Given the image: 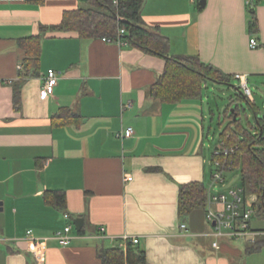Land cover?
Returning <instances> with one entry per match:
<instances>
[{"label": "crops", "instance_id": "0c3cea01", "mask_svg": "<svg viewBox=\"0 0 264 264\" xmlns=\"http://www.w3.org/2000/svg\"><path fill=\"white\" fill-rule=\"evenodd\" d=\"M249 1L142 0L140 24L167 39L170 55L198 56L245 75L251 91L264 90V0ZM87 7L82 0H0V264H36L28 230L48 238L45 264H102L101 251L123 235L138 237L132 246L144 251L146 264H264L255 257L264 246L247 251L264 234L220 237L214 248L206 204L178 212L181 184H210L217 144L208 154L213 112L202 98L168 103L150 95L164 58L75 31L41 34L65 11ZM39 33L33 67L20 41ZM251 38L258 47L249 46ZM48 69L57 82L53 95L41 98ZM257 96L253 90L248 99L262 117L264 97ZM64 108L70 112L58 119ZM128 127L131 135L119 137ZM50 191L64 193L62 208L47 201ZM75 217L83 219L81 232ZM66 224L73 238L62 246L51 236Z\"/></svg>", "mask_w": 264, "mask_h": 264}, {"label": "trees", "instance_id": "16d2710c", "mask_svg": "<svg viewBox=\"0 0 264 264\" xmlns=\"http://www.w3.org/2000/svg\"><path fill=\"white\" fill-rule=\"evenodd\" d=\"M41 1V0H37ZM88 3L87 8H78L63 13L60 23L41 26V34L45 31H75L81 38L105 37L115 39L119 29L127 44L146 53L164 58L162 73L150 87V95L163 102H177L185 98H202L203 85L210 80L218 84L231 83L234 76L222 72L212 64L205 63L195 55L174 56L168 53V41L158 32L145 29L140 24V4L142 0H82ZM251 30L257 29L255 17L249 22ZM41 34L22 39L25 45V62L34 67L38 60ZM36 70V69H34ZM240 89V87H238ZM241 91V89H240ZM15 98L18 91L15 89ZM246 101V108L252 118L247 126L241 120L239 104L231 111L228 104L224 113L227 125L219 136L217 146L225 148L236 147L233 153L220 156L231 171L240 170L241 189L245 195L254 194L257 201L252 205V215L264 220V119L260 116L259 107L252 103L242 92L235 94L232 101ZM70 112L64 108L56 115L59 119ZM214 158V155H213ZM58 208L65 204L63 192L50 191L45 194ZM207 200V187L202 182L181 184L178 194V212L181 215L189 213L196 207L204 208ZM81 232V230H80ZM264 246V236H259L255 243L247 247L248 252H256ZM102 264H146L144 251L129 245L124 251L118 247L101 251Z\"/></svg>", "mask_w": 264, "mask_h": 264}, {"label": "built area", "instance_id": "2783aa9c", "mask_svg": "<svg viewBox=\"0 0 264 264\" xmlns=\"http://www.w3.org/2000/svg\"><path fill=\"white\" fill-rule=\"evenodd\" d=\"M115 2V0H114ZM250 4L249 0H246ZM124 30L121 28L115 39L105 38L103 40L115 42L119 45L126 43L121 37ZM249 46L256 48L259 46L255 38L249 40ZM234 77L239 81L241 92L251 98L252 91L247 84L246 76L243 74H235ZM57 82V73L53 69H48L43 78V84L40 89L41 98H48L53 95L54 87ZM132 133V128H126L123 133L118 136H129ZM236 147L225 148L217 146L214 149L211 170V182L207 187V203L205 207V219L212 225V236L214 240L212 246L218 247V238L228 237L231 239L245 238L247 236H254L264 234L263 230H253L250 226V221L254 213L252 205L246 201V196L240 187L231 188L227 191H219L217 188L225 183V172L231 171V168L226 166L225 162L219 159L220 156L233 153ZM125 180H131V176L126 174ZM63 217L68 219L70 216L67 212L63 213ZM72 224H66L62 229L55 231L51 238L55 239L59 245H67L71 242L73 236L70 231ZM184 227V225H182ZM26 239L29 243V252L32 254L36 264H45L47 254V240L48 238L35 237L28 230ZM139 242L138 237L123 235L121 237L118 248L126 250L129 245H135Z\"/></svg>", "mask_w": 264, "mask_h": 264}, {"label": "rangeland", "instance_id": "374dc122", "mask_svg": "<svg viewBox=\"0 0 264 264\" xmlns=\"http://www.w3.org/2000/svg\"><path fill=\"white\" fill-rule=\"evenodd\" d=\"M82 5V4H81ZM251 83V82H250ZM234 85L236 83L233 82ZM252 85V83L250 84ZM254 93L258 94L256 97L257 102L261 98L264 97V90L253 89ZM252 90V91H253ZM234 90L225 84H218L213 81H206L203 85V97H202V105L205 111L209 113L212 111L213 114L211 117L213 118L211 121L207 120L206 122V131L209 132V136L207 139L206 144L208 143L207 153L209 154L212 149L218 145L219 143V136L224 127L227 125L226 121L219 126V120L223 121L224 119V111L227 108V105H231V109L236 105L239 104V108L241 109L240 115L244 126H247L246 118L242 114V109L246 108V101L242 99L240 102L232 101ZM241 187V175L240 170L235 171H226L225 172V183L223 185V191H227L231 188ZM220 191V190H219ZM251 226L253 228H264V220L253 216L251 219ZM257 262L264 263V251L261 254H257Z\"/></svg>", "mask_w": 264, "mask_h": 264}, {"label": "water", "instance_id": "95a60500", "mask_svg": "<svg viewBox=\"0 0 264 264\" xmlns=\"http://www.w3.org/2000/svg\"><path fill=\"white\" fill-rule=\"evenodd\" d=\"M225 85L232 87L237 93L241 92L238 86L232 83H226ZM262 118L264 119V115L262 116ZM246 201L249 205H253L257 201V196L254 194H248L246 196ZM72 222L76 231H80L83 225V219L81 217H75L73 218Z\"/></svg>", "mask_w": 264, "mask_h": 264}]
</instances>
